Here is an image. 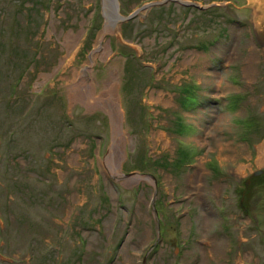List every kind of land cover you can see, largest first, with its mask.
I'll list each match as a JSON object with an SVG mask.
<instances>
[{"label":"rangeland","instance_id":"374dc122","mask_svg":"<svg viewBox=\"0 0 264 264\" xmlns=\"http://www.w3.org/2000/svg\"><path fill=\"white\" fill-rule=\"evenodd\" d=\"M177 1L0 0V264H264V0Z\"/></svg>","mask_w":264,"mask_h":264},{"label":"trees","instance_id":"16d2710c","mask_svg":"<svg viewBox=\"0 0 264 264\" xmlns=\"http://www.w3.org/2000/svg\"><path fill=\"white\" fill-rule=\"evenodd\" d=\"M51 0H30L31 4L34 6H42L43 3L48 5ZM181 104L187 108L191 109L195 105H200L199 100H197L193 94V90L191 88H188L185 90L184 98L181 99ZM178 130H173L172 133L175 135H178L182 137L183 134H185L189 130V126H183L179 125ZM2 136L0 135V138ZM177 147H176V156L175 159L171 161L170 163H167L166 170L171 172L172 174H176L177 170H181L188 166L193 158L198 154L197 151L193 150V146L190 144H184L180 139H176ZM193 150V151H192ZM146 158V157H145ZM156 188H158V185L156 184ZM154 211L157 210L156 207L153 208ZM156 220L161 225V222L158 220V217H156ZM159 237H161V230H159Z\"/></svg>","mask_w":264,"mask_h":264},{"label":"water","instance_id":"95a60500","mask_svg":"<svg viewBox=\"0 0 264 264\" xmlns=\"http://www.w3.org/2000/svg\"><path fill=\"white\" fill-rule=\"evenodd\" d=\"M105 1V0H104ZM165 1H173L174 3L180 5V6H189V7H192V8H196V9H199V10H202L204 9L203 7H199L193 3H189V2H181V1H177V0H164L162 2H157V3H149V4H146V5H142L141 7H139L138 9L134 10L132 13H130L129 15L125 16V17H122L118 14V7H117V3H116V0H107V6H105L103 9H102V12H101V15H102V18L104 20V23L105 24H110V26L112 24H115L117 22H124V21H127L129 20L130 18H132L134 15H136V13H138L140 10L142 9H145L147 7H150V6H157V5H160L162 3H164ZM105 10H107V13L111 16L110 18H108L109 15H107L105 13ZM255 175V173H253ZM152 210H153V207H152Z\"/></svg>","mask_w":264,"mask_h":264},{"label":"flooded vegetation","instance_id":"af4514ba","mask_svg":"<svg viewBox=\"0 0 264 264\" xmlns=\"http://www.w3.org/2000/svg\"><path fill=\"white\" fill-rule=\"evenodd\" d=\"M255 173V175H258L259 173H260V171H258V172H254Z\"/></svg>","mask_w":264,"mask_h":264},{"label":"bare ground","instance_id":"6f19581e","mask_svg":"<svg viewBox=\"0 0 264 264\" xmlns=\"http://www.w3.org/2000/svg\"><path fill=\"white\" fill-rule=\"evenodd\" d=\"M108 15V14H107ZM108 18H110V16H108ZM108 26H109V23H108ZM113 111H114V109H113ZM115 113V112H114Z\"/></svg>","mask_w":264,"mask_h":264}]
</instances>
